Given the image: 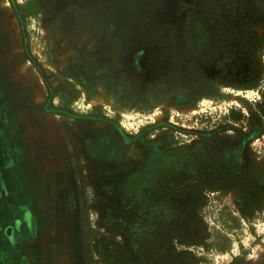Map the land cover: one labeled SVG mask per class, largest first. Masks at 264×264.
Returning <instances> with one entry per match:
<instances>
[{"label":"rangeland","instance_id":"374dc122","mask_svg":"<svg viewBox=\"0 0 264 264\" xmlns=\"http://www.w3.org/2000/svg\"><path fill=\"white\" fill-rule=\"evenodd\" d=\"M263 94L264 0H0V120L64 166L0 264H264Z\"/></svg>","mask_w":264,"mask_h":264},{"label":"crops","instance_id":"0c3cea01","mask_svg":"<svg viewBox=\"0 0 264 264\" xmlns=\"http://www.w3.org/2000/svg\"><path fill=\"white\" fill-rule=\"evenodd\" d=\"M11 119L0 120V222L26 218L29 223L26 233L17 235L29 236L30 243H25L29 252L39 251L47 248L48 239L55 237L57 213L45 210L44 206L56 191L58 174L64 167L63 151L52 144L58 138L47 133V125H37L40 130L37 133L24 132L18 129L22 124L15 127ZM9 206L18 207L17 211H10ZM17 243L11 248L22 242ZM22 244L21 248L25 247Z\"/></svg>","mask_w":264,"mask_h":264},{"label":"flooded vegetation","instance_id":"af4514ba","mask_svg":"<svg viewBox=\"0 0 264 264\" xmlns=\"http://www.w3.org/2000/svg\"><path fill=\"white\" fill-rule=\"evenodd\" d=\"M16 220H17V219H16ZM16 220H15V221H16ZM27 224H29V223H28V220H26V218H25L24 220H21L20 224L18 225L19 227L17 228V230H15V233H16V234H14L13 237L11 236L12 238H14V239H13L14 241H13V244H12V245H15V244H16L17 242H19V241L22 242V243H24V244H25V243H26V244L30 243V241H28V237H29L28 235H24V236H22V235H21V236H20V235H17L18 233L21 234L22 232H25V233H26V231H27ZM32 228H33V226H32ZM31 232H32V231H31ZM5 240H6V239H5ZM8 240H10V239L8 238ZM15 240H16V241H15ZM6 241H7V240H6ZM10 241H11V240H10ZM11 242H12V241H11ZM22 243H21V244H22ZM26 244H25V245H26ZM12 245L10 246V248L13 247ZM17 245H18V243H17Z\"/></svg>","mask_w":264,"mask_h":264},{"label":"trees","instance_id":"16d2710c","mask_svg":"<svg viewBox=\"0 0 264 264\" xmlns=\"http://www.w3.org/2000/svg\"><path fill=\"white\" fill-rule=\"evenodd\" d=\"M259 107L261 111L264 113V94H263V101L261 104H259ZM230 116L234 121L238 122L242 120V114L240 112L232 111Z\"/></svg>","mask_w":264,"mask_h":264}]
</instances>
